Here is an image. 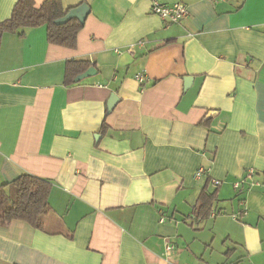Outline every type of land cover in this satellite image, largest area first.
I'll return each mask as SVG.
<instances>
[{"label": "crops", "instance_id": "obj_1", "mask_svg": "<svg viewBox=\"0 0 264 264\" xmlns=\"http://www.w3.org/2000/svg\"><path fill=\"white\" fill-rule=\"evenodd\" d=\"M157 1L187 18L61 0L89 7L75 48L45 26L1 37L0 184L48 181L50 211L0 224V264H264V0ZM70 59L96 74L64 85Z\"/></svg>", "mask_w": 264, "mask_h": 264}, {"label": "trees", "instance_id": "obj_2", "mask_svg": "<svg viewBox=\"0 0 264 264\" xmlns=\"http://www.w3.org/2000/svg\"><path fill=\"white\" fill-rule=\"evenodd\" d=\"M72 8L74 7L63 8L61 0H44L38 7L35 6L33 0H17L9 18L0 22V41L4 33H16L19 36H24L30 29L45 26L48 43L75 48L77 35L82 29L83 23L77 19H70L62 24L55 22ZM90 66L91 64L87 60H67L64 85L76 83L74 78ZM108 111L109 109H107ZM106 128L103 121L101 132H104ZM48 192V181L29 174L20 175L11 183L0 184V224L4 225L12 219H19L28 222L37 229H42L43 217L50 211ZM206 192H203L199 199L200 202L196 203L193 209V214L199 220L210 215L212 200L214 201L217 196V189Z\"/></svg>", "mask_w": 264, "mask_h": 264}, {"label": "built area", "instance_id": "obj_3", "mask_svg": "<svg viewBox=\"0 0 264 264\" xmlns=\"http://www.w3.org/2000/svg\"><path fill=\"white\" fill-rule=\"evenodd\" d=\"M212 1L216 2L218 0H212ZM150 12L152 14L159 16L167 24L182 23L188 16V11L185 5L180 2L166 4V3H160L157 0H151ZM138 79L141 83H143V81L145 80L143 76H139ZM254 174L255 173L253 171H248L245 176L246 178L252 179ZM212 184L215 186H219L220 181L213 180ZM235 186L238 187L239 185L236 184ZM160 220L164 221V218H161ZM173 248L174 246L172 245V243L167 242L165 245V253L167 255L170 254Z\"/></svg>", "mask_w": 264, "mask_h": 264}, {"label": "water", "instance_id": "obj_4", "mask_svg": "<svg viewBox=\"0 0 264 264\" xmlns=\"http://www.w3.org/2000/svg\"><path fill=\"white\" fill-rule=\"evenodd\" d=\"M89 13V7L86 3H81L76 7L70 9L62 18L56 20L57 24H62L67 22L70 19H77L80 23H83L86 16ZM96 74V71L93 66L88 67L83 73L77 75L74 78L75 82L81 81L86 77H90ZM187 81H191V77L187 78ZM111 108V107H110Z\"/></svg>", "mask_w": 264, "mask_h": 264}]
</instances>
